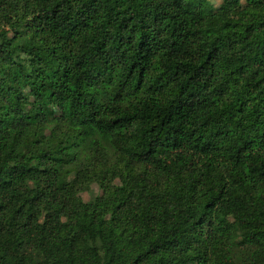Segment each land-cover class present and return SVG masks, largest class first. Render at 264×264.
Segmentation results:
<instances>
[{
    "label": "trees",
    "instance_id": "16d2710c",
    "mask_svg": "<svg viewBox=\"0 0 264 264\" xmlns=\"http://www.w3.org/2000/svg\"><path fill=\"white\" fill-rule=\"evenodd\" d=\"M0 264H264V0H0Z\"/></svg>",
    "mask_w": 264,
    "mask_h": 264
},
{
    "label": "rangeland",
    "instance_id": "374dc122",
    "mask_svg": "<svg viewBox=\"0 0 264 264\" xmlns=\"http://www.w3.org/2000/svg\"><path fill=\"white\" fill-rule=\"evenodd\" d=\"M212 8H217L221 0H209ZM118 183L117 179H114L112 182V185H116ZM100 193V187L97 184H93L90 188V191H86L80 194L81 198L85 201L91 198L93 195L99 194Z\"/></svg>",
    "mask_w": 264,
    "mask_h": 264
}]
</instances>
